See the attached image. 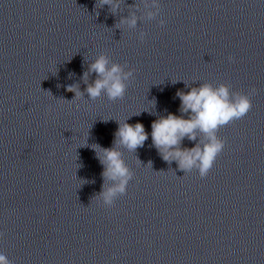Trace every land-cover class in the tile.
<instances>
[{
    "label": "clouds",
    "instance_id": "obj_1",
    "mask_svg": "<svg viewBox=\"0 0 264 264\" xmlns=\"http://www.w3.org/2000/svg\"><path fill=\"white\" fill-rule=\"evenodd\" d=\"M105 5L112 14H115L120 7L119 0H98L95 8L101 9ZM152 6L157 8V12H149V19L159 11L156 0H153ZM137 23L138 17L132 13L127 17H121L116 27L126 24L134 28ZM164 24L165 21L161 20L160 25ZM145 36L146 33L141 32L139 40L143 41ZM228 60L233 62V57L229 56ZM134 72L135 69L126 70L125 66L111 63L107 55L101 54L89 64L88 70L81 78L86 85L84 91L90 99H96L102 94L111 101L123 99L128 85L134 78ZM91 73L95 74L96 79L89 83L88 78ZM66 90L74 93L73 100L83 95L78 84L68 85ZM256 92L255 87L245 94L241 91H232L227 84L213 87L208 83L200 84L198 87L193 86L187 92L178 91L176 95L181 102L182 115L169 113L152 123L153 145L166 162L175 161L180 171L187 173L195 169L200 178H205L225 146V140L217 135L219 129L246 116L253 106L251 97ZM197 131L203 134L204 140H198ZM115 135L112 148L93 146L98 150L97 156L105 166L102 175L106 180L111 181V185L101 191L97 200L102 199L103 204L109 207L113 206L117 197L126 194L127 186L134 175L123 160L122 153L117 150V146L123 145L135 151L138 147H142L148 138L143 124L132 125L126 121L120 123ZM185 138L195 141V146L183 147L182 141ZM54 154L53 152L52 155ZM2 237L3 233H0V238ZM0 264H12V261L0 253Z\"/></svg>",
    "mask_w": 264,
    "mask_h": 264
}]
</instances>
